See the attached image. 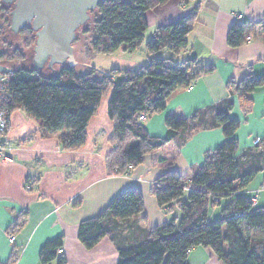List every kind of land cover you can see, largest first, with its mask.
<instances>
[{
	"label": "trees",
	"instance_id": "1",
	"mask_svg": "<svg viewBox=\"0 0 264 264\" xmlns=\"http://www.w3.org/2000/svg\"><path fill=\"white\" fill-rule=\"evenodd\" d=\"M169 0H107L90 11V20L79 32L90 33L92 52L114 54L120 50L134 53L145 43L148 29L146 13ZM191 0H181L187 3ZM1 10V9H0ZM198 9L177 21L160 26L145 43L147 62L134 69L102 71L92 68L78 73L63 66L58 73H45L26 67V51L35 41V34L26 31L20 44L0 41L5 51L0 63H21L6 73L3 89L5 106L11 117L15 109L24 110L40 122L45 134L58 133L61 146L77 150L87 142V127L98 112L100 103L110 92L108 115L114 122L108 156L110 175L128 176L144 163L145 157L176 142L180 151L195 133L221 127L225 140L208 152L202 166L189 175L175 170L162 174L152 187L161 210L170 213L175 204L180 212L169 222L147 232L134 244L118 242L117 222L138 216L144 211L140 190L129 189L116 196L96 217L79 225L78 239L93 248L110 237L117 245L118 264H188L190 252L198 247L210 248L224 264H264V208L239 194L259 173H264V155L246 151L238 155L236 132L240 121L231 117L232 100L216 107L186 116L175 110L166 117L167 134L152 137L140 119L166 109L168 100L185 91L213 66H199L195 58L176 64L175 58L188 46V36L197 21ZM264 43V19L259 22L238 21L228 31L227 44L232 48L244 45L256 32ZM36 37V36H35ZM171 54L167 57L166 54ZM123 79L117 82L116 77ZM264 85V77L249 73L240 81H231L229 89L244 113L252 110V93ZM264 149V138L260 140ZM259 142V143H260ZM162 161L166 159L162 158ZM33 187L29 181L27 186ZM229 202L222 215L210 221L209 212ZM63 239L47 241L40 250L41 264H66L59 253ZM13 255L8 264H16Z\"/></svg>",
	"mask_w": 264,
	"mask_h": 264
},
{
	"label": "crops",
	"instance_id": "2",
	"mask_svg": "<svg viewBox=\"0 0 264 264\" xmlns=\"http://www.w3.org/2000/svg\"><path fill=\"white\" fill-rule=\"evenodd\" d=\"M195 8L197 21L188 36V46L175 62L181 64L195 58L199 66H213L214 70L201 75L192 90L172 96L164 111L141 121L150 136L164 138L170 112L180 110L192 116L232 100L234 107L230 115L241 122L236 132L238 155L246 151L264 155L261 142L254 144L264 138V85L252 93L253 106L247 114L228 87L229 82H238L249 73L256 78L264 77V43L258 38L259 28L241 47L232 48L227 44L228 31L234 23L264 19V0H191L187 3L169 0L146 13V32L150 30L152 38L158 27L189 15ZM120 51L119 57H127L129 62L116 69L138 68L148 60V53L140 60L132 53ZM110 94L102 99L97 114L88 123L87 142L77 150L64 149L58 133L45 134L40 122L24 110L12 112L7 137L14 148L6 152L11 160L0 158V264H8L13 255L17 257L16 264H41V248L58 237L63 239L66 264H118L116 243L105 237L89 249L78 239L79 225L99 215L116 196L129 189L141 191L144 211L117 222L118 242L137 243L150 229L180 216L175 204L170 213L160 209L151 192L154 182L169 170L189 175L202 166L206 154L225 140L222 128L193 134L180 151L176 149V142L169 143L147 155L131 175H110L107 160L114 150L110 140L114 122L108 115ZM27 181L33 186L31 189L27 188ZM239 194L252 199L256 207L264 208V173H259ZM228 203L221 202L211 209L210 221L221 217ZM10 234L15 236L12 244L8 240ZM188 264L224 263L212 249L198 247L190 252Z\"/></svg>",
	"mask_w": 264,
	"mask_h": 264
},
{
	"label": "water",
	"instance_id": "3",
	"mask_svg": "<svg viewBox=\"0 0 264 264\" xmlns=\"http://www.w3.org/2000/svg\"><path fill=\"white\" fill-rule=\"evenodd\" d=\"M107 0H18L13 11V29L18 32L25 20L41 27L33 47L34 70L50 69L56 64L75 65L74 43L79 30L91 18L90 11ZM12 67L0 63V80Z\"/></svg>",
	"mask_w": 264,
	"mask_h": 264
},
{
	"label": "rangeland",
	"instance_id": "4",
	"mask_svg": "<svg viewBox=\"0 0 264 264\" xmlns=\"http://www.w3.org/2000/svg\"><path fill=\"white\" fill-rule=\"evenodd\" d=\"M150 32L151 31L148 30V32H146L145 34L146 36L145 43L151 39ZM90 43H91V34L79 32L78 38L74 43V49H75L74 54H75L76 63L74 66H72L75 69V71L78 73L89 71L92 68H97L102 71H109L111 69H115L116 67H122L121 65H123V63L129 62V58L124 56L119 57L121 51L110 55L92 52L90 48ZM145 43L140 49L132 53L135 55L136 58L140 60L141 58H144L143 54L147 53L145 48ZM9 65L10 67L16 68L22 64L11 63ZM63 66H70V63H66L65 65L56 64L54 66V72L52 70L51 71L53 73H58ZM116 78H117V82H119L123 79V76L118 75Z\"/></svg>",
	"mask_w": 264,
	"mask_h": 264
},
{
	"label": "flooded vegetation",
	"instance_id": "5",
	"mask_svg": "<svg viewBox=\"0 0 264 264\" xmlns=\"http://www.w3.org/2000/svg\"><path fill=\"white\" fill-rule=\"evenodd\" d=\"M18 0H0V30L4 32L5 40L8 43H12L14 45H18L22 42V38L26 31H31L36 34L37 30H40L39 27L35 22L34 19L32 20H25L23 26L18 32H15L13 29V11L16 7V3ZM36 36V35H35ZM35 41H36V37ZM34 41V44H35ZM34 44L31 48L26 51V59L23 65L29 68H33V62L35 53L33 50ZM5 48L3 43L0 41V56L4 53ZM1 61V60H0ZM45 73H52L50 69H43L41 70Z\"/></svg>",
	"mask_w": 264,
	"mask_h": 264
},
{
	"label": "built area",
	"instance_id": "6",
	"mask_svg": "<svg viewBox=\"0 0 264 264\" xmlns=\"http://www.w3.org/2000/svg\"><path fill=\"white\" fill-rule=\"evenodd\" d=\"M241 17V16H239ZM7 75L3 76V79L0 80V136L2 139L0 140V158L5 160H11V156L8 155L6 152H11L14 148L13 144L8 139L7 135L10 131V116L8 115V110L5 106L6 97L3 94V89L5 86V82L7 81ZM194 88V84L190 85L187 90H192ZM146 116L141 115L140 119L145 120ZM260 142V139H257L254 144L257 145ZM28 189H31V186H27ZM9 242L12 244L15 241L14 234H10L8 236ZM59 253H63V249L59 250Z\"/></svg>",
	"mask_w": 264,
	"mask_h": 264
}]
</instances>
